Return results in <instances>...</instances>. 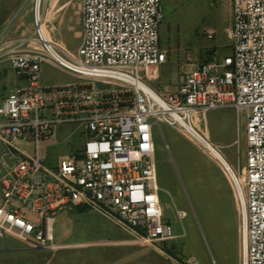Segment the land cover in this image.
<instances>
[{"label": "built area", "instance_id": "obj_1", "mask_svg": "<svg viewBox=\"0 0 264 264\" xmlns=\"http://www.w3.org/2000/svg\"><path fill=\"white\" fill-rule=\"evenodd\" d=\"M231 4L232 54L190 64L166 94L147 82L167 58L162 0H82L75 50L53 41L39 15L31 36L0 40V64L25 81L0 104L1 238L55 251L58 215L83 210L111 219L140 247L178 239L158 181L155 128L166 124L232 187L240 264H264V0ZM44 65L75 81L44 84ZM224 108L246 118L244 167H233L207 132V113ZM60 125L81 126L84 140L51 161L43 148ZM185 215L177 211L180 220ZM187 262L197 264L194 257Z\"/></svg>", "mask_w": 264, "mask_h": 264}, {"label": "rangeland", "instance_id": "obj_2", "mask_svg": "<svg viewBox=\"0 0 264 264\" xmlns=\"http://www.w3.org/2000/svg\"><path fill=\"white\" fill-rule=\"evenodd\" d=\"M37 1L0 0V40L18 41L32 35ZM60 1L49 15L47 7L54 5V0H41L39 16L54 40L78 46L82 0ZM67 1L72 2L69 10H58ZM162 4L165 20L161 43L167 58L155 77V68L150 69L152 78L147 82L166 94L178 88L190 64L232 54V4L231 0H162ZM43 80L47 84H62L75 78L44 65ZM13 83H17L15 72L7 63L0 64V104ZM206 119L207 132L214 142L224 146L230 164L244 167V114L224 108L208 112ZM81 129L79 125L57 126L52 139L44 144L43 155L51 161L67 155L72 145L82 144ZM155 143L161 201L178 239L140 247L111 219L94 211L71 210L57 217V250L42 251L7 234L6 240L0 237V251H25L0 254V264H189L190 257L197 264H240V214L232 187L222 171L169 125L155 128ZM177 211L186 213L183 220L178 218Z\"/></svg>", "mask_w": 264, "mask_h": 264}, {"label": "crops", "instance_id": "obj_3", "mask_svg": "<svg viewBox=\"0 0 264 264\" xmlns=\"http://www.w3.org/2000/svg\"><path fill=\"white\" fill-rule=\"evenodd\" d=\"M72 2H70V1H67V2H65L60 8H58V10H66V11H68L69 10V8H67L68 7V5H70ZM54 5H52L51 6V3H50V7H47V10H48V12H49V15L51 14V13H53V10L56 8V6L58 7V5L59 4H61V1L60 0H54V3H53ZM67 8V9H66ZM67 14V12H65V13H63V15H66ZM79 23H80V26H81V31H80V41H81V37H82V15H81V17H80V19H79ZM49 35H50V37H51V39L53 40V41H55V42H57V43H59L60 45H62L63 47H65V48H68V49H70V50H75V49H77L78 48V46L80 45V43H79V45L78 46H76V44L75 43H65V42H61V41H58V40H54L53 39V37H52V35H51V33L49 32ZM67 75H69V76H71V77H73L72 75H70V74H68V73H66ZM17 77V76H16ZM75 81V80H74ZM73 81V82H74ZM43 82H44V84H46V85H52V84H47V83H45V81L43 80ZM69 83H72V82H69ZM69 83H62V84H69ZM14 84V86H17V85H24L25 84V81L23 80V79H20V78H18L17 77V83H13ZM12 90V89H11ZM10 90V91H11ZM10 91L8 92V94L10 93ZM7 94V95H8ZM6 95V96H7ZM5 96V97H6ZM3 99V98H2ZM25 250L24 249H14V250H3V251H0V254L2 255V254H7V253H23Z\"/></svg>", "mask_w": 264, "mask_h": 264}, {"label": "bare ground", "instance_id": "obj_4", "mask_svg": "<svg viewBox=\"0 0 264 264\" xmlns=\"http://www.w3.org/2000/svg\"><path fill=\"white\" fill-rule=\"evenodd\" d=\"M40 5H41V0H38L37 1V6H36V14H37V16L39 15Z\"/></svg>", "mask_w": 264, "mask_h": 264}]
</instances>
